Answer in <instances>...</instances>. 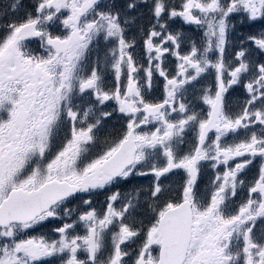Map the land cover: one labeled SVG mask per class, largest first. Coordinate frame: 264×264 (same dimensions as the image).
Returning a JSON list of instances; mask_svg holds the SVG:
<instances>
[{
  "label": "snow or ice",
  "instance_id": "obj_1",
  "mask_svg": "<svg viewBox=\"0 0 264 264\" xmlns=\"http://www.w3.org/2000/svg\"><path fill=\"white\" fill-rule=\"evenodd\" d=\"M0 264H264V0L0 6Z\"/></svg>",
  "mask_w": 264,
  "mask_h": 264
},
{
  "label": "rangeland",
  "instance_id": "obj_2",
  "mask_svg": "<svg viewBox=\"0 0 264 264\" xmlns=\"http://www.w3.org/2000/svg\"><path fill=\"white\" fill-rule=\"evenodd\" d=\"M3 2H5V3H6V2H7V0H3Z\"/></svg>",
  "mask_w": 264,
  "mask_h": 264
}]
</instances>
